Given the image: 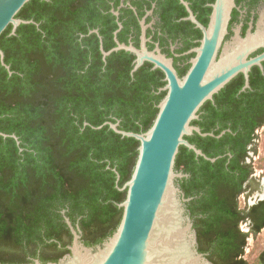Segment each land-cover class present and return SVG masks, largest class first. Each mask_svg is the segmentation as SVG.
I'll return each mask as SVG.
<instances>
[{
	"label": "trees",
	"instance_id": "obj_1",
	"mask_svg": "<svg viewBox=\"0 0 264 264\" xmlns=\"http://www.w3.org/2000/svg\"><path fill=\"white\" fill-rule=\"evenodd\" d=\"M97 1L28 0L15 17L31 21L14 32L9 24L0 34L9 66L0 60V132L7 134H0V195L16 196L0 201L1 264L30 262L26 254L36 256L38 247L53 253L58 231L67 229L61 208L73 225L78 220L86 245L101 243L120 222L118 203L126 190L119 187L132 174L139 141L108 124L94 126L118 121L120 129L145 132L158 112L152 97L165 80L162 71L145 64L131 72L133 63L123 50L102 59L90 30ZM187 69L179 68L178 75ZM230 85L206 100L190 121L212 134L184 136L214 160L179 145L173 168L184 174L176 184L189 198L184 206L197 250L213 264H248L246 238L264 226V198L241 209L238 197L253 173L246 162L248 144L264 110L261 106L251 123L256 104L250 89L237 94ZM238 96L248 104L238 103ZM245 221L249 231L240 229ZM56 249V255L40 260L55 262L69 251ZM258 261L264 264V248Z\"/></svg>",
	"mask_w": 264,
	"mask_h": 264
},
{
	"label": "water",
	"instance_id": "obj_2",
	"mask_svg": "<svg viewBox=\"0 0 264 264\" xmlns=\"http://www.w3.org/2000/svg\"><path fill=\"white\" fill-rule=\"evenodd\" d=\"M27 1L0 0V34L9 24L14 32L20 23L31 21L15 17ZM231 2L232 0L215 1L209 29L203 30L199 45L189 50L195 54L189 59L190 66L181 77L173 67L171 58L165 57L157 48L147 50L143 41L139 49L119 43L110 50H102L103 59L114 50H129L136 55L131 72L146 60L153 63L154 68L163 71L166 81L162 87L166 93L158 103L157 115L145 132L120 129L118 121H105L94 126L100 128L108 124L122 136L134 137L139 141L132 174L119 187L120 190H126L125 199L118 203L122 208L120 222L107 239L94 246H86L80 241V234L74 229L69 218H66L73 234L69 252L55 262L43 263L34 259L21 264H170V252L175 246L165 235L167 218L170 225L175 226L181 235V255L177 258L179 262L175 261L174 264H213L205 253L197 250L196 233L189 213H186L185 218L187 224H182L183 218L178 208L176 193H180L183 202L189 198L184 197L177 184L174 185L176 178L184 174L175 172L173 167L179 145L192 149L196 155L214 160L184 137L194 131L201 135L212 134L201 132L200 128L191 125L190 121L197 117L199 107L206 100L212 99L213 94L233 75L240 70L247 75L248 66L264 58L263 54L244 61V54L251 44L248 40L232 52L223 51L216 59ZM190 17L200 25L192 15ZM3 56L0 49L1 63L9 68L4 63ZM0 134L7 136L2 132ZM11 136L17 139L15 134ZM263 198L264 195L259 200ZM82 255L86 256L87 260L82 261ZM182 257L187 261L180 263Z\"/></svg>",
	"mask_w": 264,
	"mask_h": 264
},
{
	"label": "flooded vegetation",
	"instance_id": "obj_3",
	"mask_svg": "<svg viewBox=\"0 0 264 264\" xmlns=\"http://www.w3.org/2000/svg\"><path fill=\"white\" fill-rule=\"evenodd\" d=\"M215 1L216 0L97 1L94 3L92 21L90 23L92 25L90 30L95 33L94 45L95 47L97 46L96 48H98L102 54V50H110L119 43L132 45L139 49L143 41L147 50L151 51L157 48L165 57L171 58L172 65L178 74L179 68H185L186 66L189 68V59L195 54V52L189 50L199 45L203 37V30L209 29ZM191 15L202 25L203 29L193 21L190 17ZM248 40L251 44L250 46L248 45L249 49L244 54V61L264 54V0H232L225 31L222 35L216 59L223 51L232 52L242 42ZM105 47H107V49H105ZM120 50L128 53V57L131 59L134 66V60L136 58L135 53L125 49L114 51ZM144 64L150 66L152 70L159 69L157 67L154 68L153 63L149 61L145 60L141 65ZM159 70L162 71L161 69ZM161 80L164 81V73ZM164 82L166 83V81ZM165 83L158 85V90L155 91V96L152 97V101H154L155 105L160 102L159 100H161L166 93V90L162 89ZM227 83L231 84L230 87L236 90L237 94L250 89L251 93L248 94H251L253 102L256 105L251 109V117L247 120L251 121V123L255 122L262 113L261 106L264 110V58L259 59V62L250 64L247 69V75L243 70H240L225 84ZM155 98H157V100H155ZM237 102L245 106L248 104V101L242 98L237 100ZM263 123L254 127L250 134L256 137L257 131L263 126ZM246 127L251 129L252 126L250 123H247ZM252 144L253 143L248 144V148L251 147ZM246 162L248 161L246 160ZM252 174L250 175V179ZM15 197L16 196L11 195H0V201H8ZM29 197L33 198L34 196ZM59 211L63 216L67 229L64 227L60 228L58 231L59 237H56L58 241L56 248H67L69 250L68 247L71 245L73 238L72 230L66 222V218L68 217L65 215V209L61 208ZM73 227L80 234V241L86 245L82 238L84 231L80 227L78 220ZM56 248L53 247V253L50 254L48 252L51 251V248L44 246L38 247L36 256L31 257L32 255L26 254V258H31V261L34 259L41 261L39 258L41 255L45 257V259L56 255L57 252H59ZM42 249L47 250L42 253Z\"/></svg>",
	"mask_w": 264,
	"mask_h": 264
},
{
	"label": "rangeland",
	"instance_id": "obj_4",
	"mask_svg": "<svg viewBox=\"0 0 264 264\" xmlns=\"http://www.w3.org/2000/svg\"><path fill=\"white\" fill-rule=\"evenodd\" d=\"M253 168L252 177L246 186L245 191L238 197V205L241 209H245L247 206L259 200L264 195V123L257 131V136L254 139L252 146L248 152V158ZM176 186V180L174 182ZM176 200L178 201V208L182 216V224H187L186 209L184 202L181 200L180 193H176ZM240 229L243 231H249V224L247 221L240 224ZM264 248V226L256 233H250L246 238V246L244 249V258L248 264H260L258 261V255Z\"/></svg>",
	"mask_w": 264,
	"mask_h": 264
},
{
	"label": "bare ground",
	"instance_id": "obj_5",
	"mask_svg": "<svg viewBox=\"0 0 264 264\" xmlns=\"http://www.w3.org/2000/svg\"><path fill=\"white\" fill-rule=\"evenodd\" d=\"M165 235L168 237V239L171 241V243L175 246V248L170 252V264H174L175 261L179 262L180 255H181V235L180 233L176 230L175 226L170 225L169 220L167 218V224H166V231ZM112 244L109 243L107 246V249L110 247ZM82 261L87 260V257L82 255L80 256ZM187 261L184 257L180 259V263ZM187 263V262H186Z\"/></svg>",
	"mask_w": 264,
	"mask_h": 264
}]
</instances>
